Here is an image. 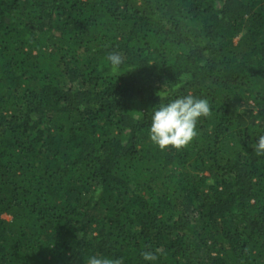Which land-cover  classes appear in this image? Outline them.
I'll return each instance as SVG.
<instances>
[{"label":"trees","instance_id":"1","mask_svg":"<svg viewBox=\"0 0 264 264\" xmlns=\"http://www.w3.org/2000/svg\"><path fill=\"white\" fill-rule=\"evenodd\" d=\"M188 94L212 115L161 151ZM257 119L264 0H0V264H264Z\"/></svg>","mask_w":264,"mask_h":264},{"label":"clouds","instance_id":"2","mask_svg":"<svg viewBox=\"0 0 264 264\" xmlns=\"http://www.w3.org/2000/svg\"><path fill=\"white\" fill-rule=\"evenodd\" d=\"M106 61L115 69L123 63V56L118 51H112L106 56ZM254 114H257L255 110ZM211 115V105L206 98L195 97L192 94L176 97L153 110L149 139L161 151L168 150L170 146L180 151L199 135L200 119L209 118ZM255 123L264 128V120L257 119ZM252 148L255 155L264 156V134L258 136ZM159 252V249L145 250L141 252V257L144 261L154 264ZM87 264H123V261L92 255L88 258Z\"/></svg>","mask_w":264,"mask_h":264},{"label":"rangeland","instance_id":"3","mask_svg":"<svg viewBox=\"0 0 264 264\" xmlns=\"http://www.w3.org/2000/svg\"><path fill=\"white\" fill-rule=\"evenodd\" d=\"M2 217L5 218V219H9V216H7L5 214H3Z\"/></svg>","mask_w":264,"mask_h":264}]
</instances>
